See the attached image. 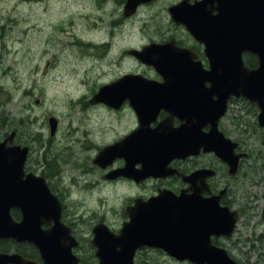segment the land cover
<instances>
[{
  "label": "water",
  "instance_id": "95a60500",
  "mask_svg": "<svg viewBox=\"0 0 264 264\" xmlns=\"http://www.w3.org/2000/svg\"><path fill=\"white\" fill-rule=\"evenodd\" d=\"M206 0L192 9L183 8L182 4L175 5L171 12L184 11L182 16L175 17L176 21L184 23L193 35L205 44V51L210 58L211 68L201 71L197 66L186 62L187 49L173 51L169 44L155 46V51H132L142 61L153 64L162 74L171 77L170 85L187 82L188 77H199L204 82H211L209 90L200 88L194 91L196 96L206 100V110L209 107H218L225 102L230 94H243L251 100H257L262 112L260 122L264 125V0H216L218 13L206 11ZM250 50L258 53L260 65L256 69H248L241 59V52ZM190 56V55H189ZM134 75H125L120 81H132ZM188 79V80H187ZM187 80V81H186ZM141 89L131 86L126 90V96L136 92L135 107L138 112L159 106L163 100L175 101L186 96H171L174 87L168 89L163 96H155L156 85L145 81ZM107 90L110 87H103ZM137 91H141L137 93ZM206 95L204 96V94ZM218 95L219 101L214 104L209 98ZM157 98V99H155ZM204 107L199 102L194 111L197 115ZM151 112L150 109H145ZM206 111V122L211 121L216 128V119L220 115ZM202 115V113H199ZM187 121L182 131L186 138L191 140L185 144L172 140L174 130L169 125H164L162 131H168V138H160V132L152 135L150 141L137 148L144 150L145 162L148 165L147 173L163 174L168 162L176 155H181L185 150L198 151L204 145L200 120L191 121V114L185 115ZM203 119V117H198ZM190 127V129H188ZM206 133V144L211 138ZM157 140L158 142H155ZM207 148V147H206ZM26 148L19 146L6 148L0 143V173L6 172L12 177L10 189H15V197L10 201L6 210L0 206V238L12 237L17 240H30L35 242L46 258L57 260L56 255L48 248L51 238H46L41 232L42 218L55 212L54 207L48 204L53 196L45 186L44 181L33 182L32 179H22V166L26 156ZM146 171V170H145ZM19 207L22 211V221H14L10 209ZM139 206L138 214L132 216V221L127 223L121 233H113L106 224L99 223L94 228L95 238L93 243L97 246V256L100 264H134V253L144 244L162 247L169 254L179 259H188L196 264H234L211 241L212 235L222 232L230 233L231 224L224 222L223 208L217 198L203 199L198 195L194 198L183 197L175 199L174 196L161 194L158 197L144 202ZM58 227V223L54 226ZM74 244V243H73ZM70 247L63 252L66 254L63 264H72ZM18 254H0V264L14 261L15 264H35L21 260Z\"/></svg>",
  "mask_w": 264,
  "mask_h": 264
},
{
  "label": "flooded vegetation",
  "instance_id": "af4514ba",
  "mask_svg": "<svg viewBox=\"0 0 264 264\" xmlns=\"http://www.w3.org/2000/svg\"><path fill=\"white\" fill-rule=\"evenodd\" d=\"M95 3H117V9L123 10L126 0H89ZM178 0H170L176 2ZM191 2L196 0H190ZM147 4L141 5L136 14L142 12L144 7H150V15L153 17L169 16L167 6H158L163 0H148ZM114 14L115 12H110ZM188 34V33H187ZM167 38L176 39L177 43L182 46L189 47L199 54L202 62L206 66V56L202 54V45L196 42L189 34L190 42L180 38L176 31L167 33L164 37L159 38L162 42ZM245 63L250 67L258 64V57L254 53L244 52ZM154 78L162 80V77L153 75ZM97 109L103 108L111 116H114V122L106 128L101 129V142H95L92 139V131L84 128L80 130V135L67 146L69 151L57 152L52 146V138L46 141L40 140L38 143L29 141V156L25 163L27 172L44 175L51 189L59 196L63 203L61 221L71 228V233L78 239L79 243L73 246V252L76 255L77 262L75 264H99L96 257V251L93 250L91 238V229L95 221L99 219L94 212L87 224H83L85 214H79L70 207L66 199L63 186L59 182L62 178L60 173L65 170L61 169V164L66 166L70 172H78L81 170V177L88 178L91 176L90 184L95 187H104L106 190L124 191V203L122 206L123 214L121 218L114 221L108 219V223L114 232H118L120 227L131 219V214L136 213L134 209V201L136 198L147 200L151 196L158 195L160 191H166L175 195L181 193L190 194L199 192L206 197L212 194L219 196L221 206L226 209L223 211L224 222L227 220L233 227L228 234L225 231L218 236H213V243L218 246L222 252L236 264H264V128L259 126L257 115L253 116L252 132L245 135L233 133L230 153L223 149V154L218 155L215 151L203 150L194 155L185 157H176L169 161L168 167L170 171H166L159 175L136 176L131 170L128 161H135V167H141V148L129 149L124 155H120L123 150L117 148L119 155H107L102 158L98 157L100 149L107 145L113 144L130 134L139 126V118L129 103L126 101L119 109L112 108L100 103L95 105ZM229 107L233 112H238L243 108L246 112L250 111L258 114L259 108L256 103H252L244 98L232 97ZM168 111L161 108L156 118L151 122V126H156L160 121L168 116ZM224 122H220V128L228 135L230 131V121L226 115ZM173 125L178 126L183 119L179 116L173 117ZM237 121H241L237 118ZM206 123L204 131L206 132ZM235 129H240L235 127ZM59 132V129L57 130ZM231 132V131H230ZM56 136V135H55ZM230 136V137H231ZM248 136L252 138H248ZM76 146L80 153H85L89 149L77 168H72L71 164L64 159L65 156L74 155L72 147ZM91 149V150H90ZM133 152V154H131ZM56 163L58 169H54L53 163ZM91 162V166L87 167ZM86 166V168H83ZM129 171L124 175H114L116 171H120L126 167ZM89 170V171H88ZM203 170V175L195 177L194 172ZM206 170L210 175L206 178ZM140 177V178H139ZM206 183L209 185V191H206ZM204 188V189H202ZM76 211V212H75ZM87 216V214H86ZM104 219V216L100 217ZM104 221V220H99ZM98 222V221H97ZM53 221L44 225L49 230L53 226ZM63 241V238H60ZM26 251L21 253L24 257L37 260L39 264H45L38 248L32 242L21 243ZM62 245V244H61ZM66 246V243H65ZM59 244L50 246L54 251ZM61 248H59L60 250ZM57 254L64 255L61 251H54ZM135 264H194L187 260H178L165 250L154 246L143 245L136 249L134 253ZM206 264V262L204 263Z\"/></svg>",
  "mask_w": 264,
  "mask_h": 264
},
{
  "label": "rangeland",
  "instance_id": "374dc122",
  "mask_svg": "<svg viewBox=\"0 0 264 264\" xmlns=\"http://www.w3.org/2000/svg\"><path fill=\"white\" fill-rule=\"evenodd\" d=\"M85 2L87 0H0V133H6L14 125L9 121L11 116H29L34 121L32 129L42 130L47 136L48 118L54 115L59 118L62 133L72 134L68 123L74 121L78 127L90 129L91 137L100 141L101 129L114 121L101 117V109L82 108L85 102L80 97L82 92L86 88L97 89L98 83L112 81L122 70L140 69L136 61L124 58L125 46L140 47L171 30L184 41H191L185 29L174 27L165 14L155 18L140 13L132 19H124L119 13L114 16L105 11L107 21L114 16L116 22L113 44L109 48L75 45L81 38L106 39L109 31L106 27L80 31L81 22L89 18L86 11L101 4L89 1L91 6H87ZM169 2L163 0L158 6H168ZM149 10L151 8L142 11ZM57 22L62 26L58 27ZM160 30L164 31L158 35L156 32ZM111 54H117L113 60L109 59ZM17 126L23 138L32 140L28 129L22 124ZM70 143V139L62 137L54 140L53 146L57 152L69 151L66 146ZM72 148L74 155L70 156L69 152L64 159L75 169L84 165L82 160L90 151L80 153L76 146ZM63 165L61 169L65 172L57 183L63 186L66 199L72 204L69 206L85 214L83 224L89 222L93 212L99 218L104 214L110 221L113 217L114 221L121 218L124 191L106 190V186L97 188L90 184L91 176L82 178L81 170L72 173ZM52 166L58 169L55 162Z\"/></svg>",
  "mask_w": 264,
  "mask_h": 264
},
{
  "label": "bare ground",
  "instance_id": "6f19581e",
  "mask_svg": "<svg viewBox=\"0 0 264 264\" xmlns=\"http://www.w3.org/2000/svg\"><path fill=\"white\" fill-rule=\"evenodd\" d=\"M12 184V177L7 175L6 172H1L0 173V206L3 207L5 210L10 204V201L15 197V189H10ZM49 247L54 246L57 244L53 243L51 241L50 243L47 244ZM58 251H61L63 254L62 249H58ZM9 263H15L14 261H10Z\"/></svg>",
  "mask_w": 264,
  "mask_h": 264
},
{
  "label": "trees",
  "instance_id": "16d2710c",
  "mask_svg": "<svg viewBox=\"0 0 264 264\" xmlns=\"http://www.w3.org/2000/svg\"><path fill=\"white\" fill-rule=\"evenodd\" d=\"M3 243H4V242H3ZM3 243H2V244H3ZM3 248H4V246L2 245V246H1V249H3Z\"/></svg>",
  "mask_w": 264,
  "mask_h": 264
}]
</instances>
